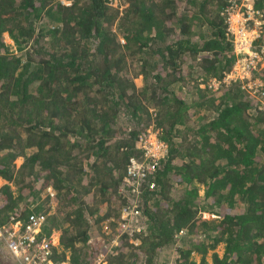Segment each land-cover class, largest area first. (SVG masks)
Segmentation results:
<instances>
[{
	"label": "trees",
	"instance_id": "obj_1",
	"mask_svg": "<svg viewBox=\"0 0 264 264\" xmlns=\"http://www.w3.org/2000/svg\"><path fill=\"white\" fill-rule=\"evenodd\" d=\"M120 1L0 0V225L42 214L43 233L61 229L59 262L68 250L70 264H93L89 239L121 224L128 159L143 158L136 141L153 126L166 154L140 184L142 229L118 231L107 264H165L157 257L178 241L175 264H264V95L204 84L237 59L229 0ZM49 186L61 220L46 215Z\"/></svg>",
	"mask_w": 264,
	"mask_h": 264
},
{
	"label": "built area",
	"instance_id": "obj_2",
	"mask_svg": "<svg viewBox=\"0 0 264 264\" xmlns=\"http://www.w3.org/2000/svg\"><path fill=\"white\" fill-rule=\"evenodd\" d=\"M62 4L68 6L71 4L69 0H59ZM238 13V25H242L240 29L235 30L230 24V18ZM240 13V14H239ZM224 15L226 16V22L228 24V30L233 35L234 51L237 55V59L234 66L238 63L244 64V69L249 71L250 75L239 77L234 75L233 66L232 72H228L222 78V80L215 79L210 81L209 87L212 85L218 86L221 82H225L226 78L229 80H239L248 78V82L241 85L243 89L248 91L253 96L264 95L263 81L258 77H251L252 69L257 67L258 62L262 59V55L253 49L255 54L252 57L243 55L238 57L239 53L243 50H248V47L253 42V39H248L249 32L246 31L245 24L251 25L256 30L264 28V13L255 7L254 0H231L224 9ZM260 48V50H263ZM258 50V51H260ZM243 58H246V60ZM254 61V62H251ZM263 102V101H262ZM264 108V107H263ZM152 139L151 128L147 129L145 133L139 135L137 139L136 147L142 151L141 159L136 156H131L128 159L126 167V177L124 179L125 185L131 190V192L137 195L140 192V184L145 177L156 170L157 161L165 155V144L156 137ZM154 183L149 184V188L152 189ZM49 197L53 196V192L48 189ZM122 190L123 187H122ZM137 211L136 207L128 206L122 209V216L129 215V220H123L120 224L121 233L126 230H134L129 223L132 214ZM45 216L40 214L30 213L26 221L20 222L19 218L15 216L11 217L9 224L0 225V239L7 252L13 257L15 264H52L50 261L51 248L56 246L50 237L42 232V225L44 223Z\"/></svg>",
	"mask_w": 264,
	"mask_h": 264
},
{
	"label": "rangeland",
	"instance_id": "obj_3",
	"mask_svg": "<svg viewBox=\"0 0 264 264\" xmlns=\"http://www.w3.org/2000/svg\"><path fill=\"white\" fill-rule=\"evenodd\" d=\"M109 1H110V4L112 6L118 7L119 9H122L123 3L120 0H109ZM230 1L231 0L228 1V4H229ZM237 14L238 13H235V16H233V18H230V24L233 27V29L235 30L234 31L235 33H236L237 29H240L241 26H242L241 24L240 25L237 24L238 17H239ZM225 21H226V18H225ZM45 22H47V21H45ZM44 25L49 27L48 24H44ZM245 25H247L246 26V31L249 32L248 39H253V42L250 45V47H248V50H243L242 52H240L238 57H241L243 55H247L246 58H248V56L252 57L255 54V52L253 51V47L255 46V42L257 41V39H260V37H262V40H264V31H263L264 29L256 30L251 25H248V24H245ZM227 26H228V24H227ZM3 39H4V43L9 46V50L13 51V52H16L13 40L8 36V34L6 32L3 33ZM0 51H2V50H0ZM256 52H258L259 54H263L264 53V49L260 50V51H256ZM246 58H243V61H244V59L246 60ZM185 62L186 63L183 65V67H184V71H186V72H187V67H188L189 64H190L189 67H192V68H194L193 66H197V62H192L189 59L185 60ZM251 62H254V61L251 60ZM191 63H193L194 65H191ZM234 67L235 68H233V70H232V71H234V75H238L239 77H244L245 75H250L249 71L244 69V64L238 63ZM263 67H264V58L262 57V59L260 60V64L258 65L257 69L260 70ZM252 76L253 75L251 74V77ZM238 79L240 81L239 84H241V85H243V84H245L246 82L249 81L248 78H245V79L244 78L243 79L238 78ZM214 80H215V78L211 77L204 84L209 85L210 81H214ZM225 80H226L225 82H221L218 86L212 85L210 88L213 89V91H214V90L219 89L221 87V85H223V84H230V83L233 82V80H229L227 78ZM134 81H135L137 86H140L141 83H142V76L140 75V76L135 77ZM202 86H204L203 83H202ZM263 88H264V81H263ZM175 90H176V92L178 94H180L182 96H185V94H186L184 92V90H182L181 88L176 87ZM244 91H245V89H244ZM247 93H249V92H247ZM251 97H252V99H254L253 94H251ZM262 104L261 105L264 107V101L262 102ZM150 111H153V109L151 108ZM149 128H151V135L153 136L152 139L155 138L154 136H155V134H157L156 135L157 139H159L161 142H163L160 139V137H159V133H160L159 129H157V128L153 127V126H149L147 129H149ZM147 129H146V131H147ZM136 144H137V141H136ZM31 151H33V148L32 149L30 148V149L27 150V152H31ZM165 154H166V146H165ZM22 161H23V157H18L15 160V167L18 168L21 165ZM7 183L8 182L5 179H2L0 177V188L2 187V185L7 184ZM9 184H10L12 190L15 191V187L13 186V184L10 183V182H9ZM47 188L48 189L50 188V190L53 192L54 195L49 197V192L46 189L47 197L45 196V198H48V201H47L48 203H46L47 205H45V208L48 209L46 215L50 217V215L55 214V216H57V218L61 220L63 218L62 215H59L58 213H56L57 212L56 211V206L58 205V202H59L58 201L59 200L58 195L55 193V191L52 189V187L49 186ZM124 192L127 193L128 200H129L128 201L129 205L131 207H136V210H137V211H135L132 214L131 220H132L133 223L130 224V226L132 228L137 229V230L142 229L143 223H142V220H141V211H139V209H137V206L139 205L138 201H139V198H140V192L137 195H135V194H133L131 192L130 189L128 191V188ZM200 194H202V191H200ZM201 215H202L203 218H206V219H212V217H214L213 215H209L207 213H202ZM111 220H113V219L111 218ZM123 220H126V221L129 220V215L127 214L126 216H122V210H121V212H120V221H123ZM19 221L23 222V220L20 219V218H19ZM63 225L66 226L67 223L65 222ZM97 229H99V228L97 227L96 229L93 230L96 233L94 234L93 237H91L89 239V244H92L93 246H96L97 249H99L96 252L97 256H96L95 261L93 262V264H107V262H106V254L108 252L109 253L113 252L112 251L113 247L115 245H117V243H118V240H119V237H120V232H118V231L121 230L120 229V225H119V227L117 226V229H112V228H109L108 224H105L103 226V230L105 231V234H102ZM60 235H61V229H56L54 227H53V229H52V231H51V233L49 235L51 241H53L55 243L56 247L58 248L57 252H56V255L62 250V248L60 247V244H59ZM178 247H179V241L176 244H174L172 247H169L166 250H164L163 252H161L160 256L157 257V260L158 261H164L165 264H175L176 258L179 257ZM215 251H216V253L219 256H221L223 254V251H224V244L223 243H219L217 245ZM211 252L212 251H209L207 253V256H206L207 260H209V261L211 260ZM3 253H5V255L7 257H10L13 260V257H11L10 253L6 251L4 246L0 247V255H2ZM56 255L53 252H51V255L49 256L50 257L49 259L52 262V264H70V262H69V251L68 250L66 251V259L64 261H60L59 262ZM191 256H192L191 258L193 260H195L196 262H199V260H200V255L199 254L193 253ZM6 263L9 264V263H12V262L6 260Z\"/></svg>",
	"mask_w": 264,
	"mask_h": 264
},
{
	"label": "clouds",
	"instance_id": "obj_4",
	"mask_svg": "<svg viewBox=\"0 0 264 264\" xmlns=\"http://www.w3.org/2000/svg\"><path fill=\"white\" fill-rule=\"evenodd\" d=\"M59 3H61L59 0H57ZM70 2H71V0H69ZM62 4V3H61ZM62 5H64V4H62ZM66 6V5H65ZM69 6V5H68ZM222 14H223V16H224V18H226V16L224 15V11L222 12ZM122 42H124L123 40H122ZM53 247H56V246H53ZM52 247V248H53ZM52 248H51V252H52ZM51 255V254H50Z\"/></svg>",
	"mask_w": 264,
	"mask_h": 264
},
{
	"label": "crops",
	"instance_id": "obj_5",
	"mask_svg": "<svg viewBox=\"0 0 264 264\" xmlns=\"http://www.w3.org/2000/svg\"><path fill=\"white\" fill-rule=\"evenodd\" d=\"M209 261V260H208Z\"/></svg>",
	"mask_w": 264,
	"mask_h": 264
}]
</instances>
